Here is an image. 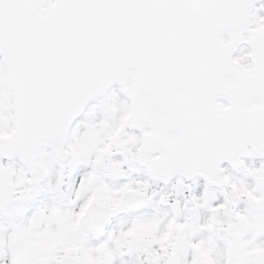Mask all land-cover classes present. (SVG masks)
Returning a JSON list of instances; mask_svg holds the SVG:
<instances>
[{
	"label": "snow or ice",
	"instance_id": "1",
	"mask_svg": "<svg viewBox=\"0 0 264 264\" xmlns=\"http://www.w3.org/2000/svg\"><path fill=\"white\" fill-rule=\"evenodd\" d=\"M0 264H264V0H0Z\"/></svg>",
	"mask_w": 264,
	"mask_h": 264
}]
</instances>
